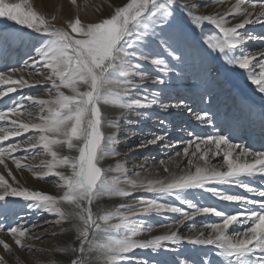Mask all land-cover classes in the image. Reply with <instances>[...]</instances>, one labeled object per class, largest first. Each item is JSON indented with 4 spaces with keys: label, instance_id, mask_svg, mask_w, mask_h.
<instances>
[{
    "label": "snow or ice",
    "instance_id": "obj_1",
    "mask_svg": "<svg viewBox=\"0 0 264 264\" xmlns=\"http://www.w3.org/2000/svg\"><path fill=\"white\" fill-rule=\"evenodd\" d=\"M71 4L77 5V0H71ZM207 6L201 0H131L98 22L85 23L76 15L67 20L66 26L58 27L56 15L37 12L28 0L15 4L0 0V17L47 38L21 67L0 71V101L6 97L11 101L0 107V164L8 168L5 162L11 160L18 170L28 168L41 180L58 177L63 190L62 195L55 196L13 187L0 175V201L8 197L32 201L30 207L41 208L54 217L51 226L59 231L51 235L60 237L61 243L52 253L43 252L45 257L59 253L62 264H124L125 260L134 264H195L181 254L187 243L211 246L226 264H264V189L241 180L264 177V151L233 143L216 130L224 125L239 128L248 124L258 126L264 133V106L257 111L227 80L214 77L206 56L208 52L223 54L229 65L247 74L256 92L264 97V51L230 55L248 40H264L240 31L249 24H264V0H237L216 15L201 13L200 9ZM177 8L197 31L196 42L176 22ZM236 17L243 19L230 25ZM208 24L220 36L206 33ZM146 37L153 38L163 54L143 52L141 43ZM19 40L18 35L0 33V45H13ZM141 61L152 65L153 71H145ZM257 67L258 73L253 71ZM149 79L151 86L144 84ZM188 79L196 82V91L189 95L203 106L195 113V119L206 131L199 135L187 132V139L172 140V122L154 117L149 110L193 112L186 103L187 96L172 98L171 90ZM44 85L46 98L33 94L13 97L24 89ZM117 109L119 119L111 115ZM147 119L158 120V131L141 139L137 148L184 145L159 158L166 175L141 178L145 167L133 165L130 171L126 162L105 167L109 158L119 161L130 157V152L119 150L121 133L125 139H133L136 132L130 126ZM64 149L67 154H63ZM36 156L50 159L41 160L39 170L21 163ZM181 157L186 160V169L177 163ZM216 157H222V162L213 163ZM8 175H12L11 170ZM12 179L16 182L14 176ZM220 185L242 188L257 199L231 194ZM194 190L211 193L219 201L244 205L245 209L249 205L253 208L227 214L215 207L201 206L185 195ZM137 192L151 195L137 196ZM169 197L186 207L169 202ZM129 198L135 203L104 206L106 200ZM168 214H176V218ZM153 215L162 219L168 216V222L150 225L147 217ZM201 216L221 219L202 221L197 228L195 218ZM245 221L250 226L229 231L234 224L243 225ZM155 227L169 231L150 239L138 238ZM183 227L195 235H182ZM0 231H7L21 250L42 251L24 242L44 239L30 235L34 226L0 224ZM0 245L6 253L12 252L4 240H0ZM137 249L150 251L156 259L128 255ZM0 264H8L4 256H0ZM204 264H210V260L205 258Z\"/></svg>",
    "mask_w": 264,
    "mask_h": 264
},
{
    "label": "rangeland",
    "instance_id": "obj_2",
    "mask_svg": "<svg viewBox=\"0 0 264 264\" xmlns=\"http://www.w3.org/2000/svg\"><path fill=\"white\" fill-rule=\"evenodd\" d=\"M51 1H52L51 7L55 6L56 0H51ZM63 1L65 2L66 5L65 6L66 11H68L69 8L71 7L75 8L76 9L75 16L79 15L82 21L85 23L98 22L100 19L108 18L111 14L114 13L116 7L126 6L127 3L131 2V0H77V5H72L71 0H63ZM19 2H21V0H17L16 3ZM181 2L182 3L189 2V0H181ZM201 2L208 5L207 7H203L200 9L201 13L216 15L218 12H223L227 8H230L233 4L237 2V0H201ZM81 3L86 4L87 9H84L82 11L80 5ZM28 4L29 6L34 8V5L39 4V0H28ZM34 10L46 16L56 15L55 7H53L51 14L45 13V9H42V11H38L36 8H34ZM91 10L95 11L97 16L93 15L92 12L91 14L90 13ZM174 17L176 22L182 25L184 29L189 33V36L191 37L192 41L196 42L199 39L198 33L194 29V26L191 25V22L189 21L185 13L179 8H177L174 12ZM242 19L243 17H236L235 19L230 20V25L239 23L242 21ZM64 23L66 24L67 21H65ZM254 24L256 25V27L252 28L251 26L252 24H249L250 26L247 25L245 28L241 29L240 31L244 35L252 34L257 37H264V24H259V23H254ZM57 26L61 27L62 25L57 23ZM205 32L208 33L209 35L220 36L218 30H216L214 26H212L211 24L205 26ZM0 33L18 35L20 37V40L16 44L0 45V71H7L10 68L21 67L24 64V62L29 59V57L34 55L35 50L40 46H42L47 40V38L42 36L41 34H38L24 26L16 24L14 21H11L6 17H0ZM259 43H262L261 47L260 46L255 47L256 44H258V42H256V40H248V42L241 49L230 53V55H243L245 52H249V51L255 53L257 50H261L262 48H264V41H259ZM141 50L149 55H155L157 52L163 54L162 50L156 46L155 40L151 37H146L145 40L141 43ZM206 56L209 64L212 66V75L214 77L220 76L221 78L227 80L232 86V88L236 89L234 91L238 93L241 97L246 98L254 106L255 109L258 110L262 106H264V103L258 104V99L264 102V97H262L261 95L256 96L253 93L252 89H250L251 92L250 95L249 92L244 88V86L240 84L239 78L241 79L242 83H246L248 86H252V84L247 79V74L243 70H240L238 68H235L234 66L229 65L226 62L224 55L219 52L216 53L208 52L206 53ZM140 63L143 65V69L145 71L147 72L153 71L152 65H150L147 61H141ZM253 71L258 73L259 68L257 67L253 69ZM25 76L27 78V73H25ZM144 84L147 86H151V79L145 81ZM46 88L47 85L37 87L34 89H24L22 93L13 94V97L15 98L21 95L33 94L46 98L47 97ZM171 91L174 94L172 97L173 99L185 98L186 96L188 97V99H186V103L190 105L189 107L193 109L192 114H195L197 111H199L200 107H203L202 105H199L197 102H195L194 99L189 95L196 91L195 80L188 79L179 82V86L172 89ZM9 103H11V101H9V99L6 97L3 101H0V107H4ZM149 111L152 112L154 117H158L159 119H166L172 122L171 125H169V132H171L173 129L176 128L175 127L176 125L174 123L176 114L175 115L165 114L164 117H161V115H158L159 109H154ZM119 112L120 110L118 109L115 110L111 114L112 117L115 119H119ZM184 112H187V109H185ZM142 123H148L151 127L155 128L154 129L155 132L158 131L157 129L158 120L147 119L140 122L139 124ZM248 126L250 125L242 124L238 128V130H241L243 133H245L244 131L248 129ZM130 130L136 132V136L133 139H125L123 137L124 133H121L120 144L118 145L120 152L121 153L130 152V157L125 159H120L119 161L113 158H109L105 163V167H115L117 163L126 162L130 171L133 165H135L136 167H140V166L145 167V171L141 173V178L155 179V178L164 177L166 173L162 171V166L159 164V158L162 157V155L157 156V154L154 152L155 147L153 146H149L148 148H137V145H139L141 139H143L141 137L142 136L141 129H139L138 124H136L130 126ZM186 130L191 131L190 129H184V131ZM216 130H218V128ZM205 131L206 129H204L201 134H204ZM191 132L193 133V131ZM252 132L253 134L251 136V141L245 140L244 142L245 145L247 143H249L250 146L258 145L261 143L262 140L261 136L264 133L260 131L258 126H253V128L251 127V133ZM196 134L199 135L200 133H196ZM129 135H131V133H129ZM17 139H21V138H17ZM181 139H184V137H179L177 139L174 138L173 140H181ZM231 142L237 143L234 141ZM238 144H240V142H238ZM247 148L251 149V147H247ZM160 151H167V150L165 149ZM62 152L63 154H67L66 149L62 150ZM167 156H169V154L163 157H167ZM29 159L22 160L21 163L30 164L33 169L39 170V168L41 167V160H48L50 159V157L36 156L35 159H32L31 157ZM212 162L213 163L222 162V157H216L213 159ZM5 163H7L8 168H5L3 164H0V175H4L5 178L8 180V182L12 184L13 187L22 186V187H27L28 189L33 191H42L47 194H51L55 196L62 195L63 190L59 187L58 177L49 176L47 179L44 180L37 179L34 177L33 172L30 169L25 168L23 170H18L15 164H13L11 160H7ZM177 163H179L182 168L185 169L187 168L186 160L183 157L177 158ZM169 167H174V166L169 165ZM9 170H11L12 173L11 176L8 175ZM60 170L64 171V169H60ZM13 176L16 178V182L13 181L12 179ZM218 187L224 188L228 192H230L232 189L230 185H220ZM136 195L147 196L151 194L137 192ZM185 195L188 196L189 199H193L194 202L200 204L201 206L215 207L217 209L224 211L227 214H232V211H230L231 209H229V207L223 206L224 201L217 200L211 193L201 192V190H194L192 194L186 193ZM168 200L169 202L177 204V206L186 207L183 205H179V202L175 201L174 198L172 197H169ZM119 203L131 204V203H135V200L132 198L122 201L106 200L104 202V206L107 208H115ZM32 204H33L32 201H25L18 197H8L6 198L5 201H0V224H3L4 227L24 226L27 228H33L34 226L35 231H33L31 235L34 237H44V239L42 240L32 239L31 241L26 239L24 242L26 244L30 243L33 248L42 251L29 252L26 250H21L17 245H15L14 239L7 231H0V240H4L12 248L11 253H6L3 249V246L0 245V256H4L5 259L8 261V264H36L37 261H39V264H62V262L58 258L60 255L59 253L50 255L48 257H45L43 255V252L52 253V250L61 243L60 237L53 238L51 235L53 232L59 231V228L51 226V222L54 219V217L50 216L47 212L43 211L41 208L30 207V205ZM21 215L28 216V219H26L28 221L26 223H22L23 225H19L21 220L17 218ZM175 215L176 214H168V216H172L173 218H176ZM168 216L162 219L158 216L153 215L147 217V221L150 225L163 224L168 222ZM220 219H221L220 217L213 218L211 216L210 217L201 216L195 218V224L197 225V228H199L202 226V221L219 222ZM185 223L186 225H188L191 222H185ZM248 226H250L249 223L244 227H248ZM167 231H169V229L165 227H155L151 232H144L138 238L150 239L152 236L161 235L166 233ZM181 234L185 236L195 235V233L192 232L188 227L181 228ZM181 254L186 258H188L190 261H194L195 264H204L205 258L210 260V264H226L225 259L218 256L216 254V251L213 252L211 246L204 247V246L190 245L186 243L181 248ZM128 255L130 257H144L149 260L156 259V256L147 250L137 249L134 252L129 253ZM171 255L172 254L170 253L167 254L169 259L171 258ZM124 264H134V262L132 260H125ZM227 264H232V262L228 261Z\"/></svg>",
    "mask_w": 264,
    "mask_h": 264
},
{
    "label": "bare ground",
    "instance_id": "obj_3",
    "mask_svg": "<svg viewBox=\"0 0 264 264\" xmlns=\"http://www.w3.org/2000/svg\"><path fill=\"white\" fill-rule=\"evenodd\" d=\"M6 1H8V3H12V4H15L17 2V0H6ZM51 5H52V1L51 0H39V4L34 5V8H36L38 11H42V9H45V13L51 14L53 7H55V9H56V16H57V23L58 24H61L62 26H65L66 25L64 22L67 21L69 18H74L75 17V10L76 9L73 8V7H71V8H69L68 11H66V7H65L66 5H65V2L63 0H56V5L55 6H52V7H51ZM80 5H81L82 11L84 9H87L86 4L81 3ZM91 12L93 13V15L97 16V14L95 13V11L91 10L90 13ZM251 26H252V28L253 27H256L255 24H252ZM259 41H264V40H256V42H258V44H256L255 47H259V46L261 47L262 43H259ZM260 51H264V48H262ZM239 81H240V84L244 86V88L249 92L250 95H251L250 89H252L253 90V93L256 96H260V94L256 92V90H255V88H254L253 85L252 86H248L246 83H242V81H241L240 78H239ZM234 90H236V89H234ZM263 103L264 102H262V101H260V99H258V104H263ZM259 110L260 109H258L257 111H259ZM169 111L173 115L176 114L175 120H174V123L176 125L175 126L176 128L173 129L171 132H169L170 139L173 140L174 138L177 139L179 137H184V139H187L188 138L187 137V132L193 131L194 134H196V133H200L201 134L203 132V130L205 129L202 125L199 124L198 121H196L195 114H192L193 112H191V113L188 112V111L187 112H184L185 109H183V110H180V109H171ZM158 112H159L158 115H161V117H164L165 114L166 115L169 114V113H160V110ZM152 122H154V121H152ZM251 127L253 128V126H251V125L248 126V129H246L244 131L245 133H243L241 130H238V128H232L231 126H228V125H224L222 128H218L217 131H221V134H223L226 137H228V139L230 141H234V142H237V143L240 142V144H242L243 146L251 147V149L253 148L252 151H264V148H263V146H264V134H262V136H261L262 137V140H261V143L260 144H258V145H251L250 146V144L247 143L245 145V143H244L245 140L251 141V136L253 134V132L251 133ZM138 128L141 129V132H142V136L141 137L143 139L150 138L151 134L153 132H155L154 131L155 128L151 127L148 123L138 124ZM184 129H190L191 131H189V130L184 131ZM240 129H242V128H240ZM151 146L155 147V150L154 149L153 150L157 154V156H159V155L165 156V155H168V154L170 155V154L174 153L175 151L181 150L184 145L183 144H177L175 147H169V148H164V149H162L159 145H151ZM165 149L167 151H160V150H165ZM259 149H261V150H259ZM241 180H242V182L249 183V184L253 185L254 187H256L258 189H264V177H256V176H253V177H242ZM231 188H232L231 191H230L231 194H238V195H241V196L248 197L250 199H257L255 197V194L254 193L245 192L242 188H239V187H236V186H231ZM223 206L229 207V209H231L230 211H232V214H235V213L241 211L242 209H244L246 211H251L252 208H253L252 205H249L247 207V209H245V206L244 205L230 204L228 202H224V205ZM17 218H19V220H21V222H20L19 225H23L22 223H26L28 221V220H26V219H28V216L27 215H21V216H19ZM247 224H248L247 221H245L243 223V225H236V224H234L229 229V231H233V230L240 231V230H242V228H246L244 226L247 225ZM30 235H31V233H30ZM212 250H213V252L216 251L214 248H212Z\"/></svg>",
    "mask_w": 264,
    "mask_h": 264
}]
</instances>
